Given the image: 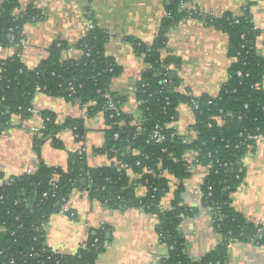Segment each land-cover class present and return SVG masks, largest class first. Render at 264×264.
Returning <instances> with one entry per match:
<instances>
[{
    "label": "trees",
    "instance_id": "trees-1",
    "mask_svg": "<svg viewBox=\"0 0 264 264\" xmlns=\"http://www.w3.org/2000/svg\"><path fill=\"white\" fill-rule=\"evenodd\" d=\"M183 1L187 4L193 0H169L168 15L153 44L128 38L135 51L150 65L135 91L141 110L140 132L132 123L133 116L108 109L110 98L118 107L126 101V97L111 89L113 80L122 74L123 68L106 55L110 34L95 23L76 43L59 41L51 45L49 55L36 68H29L20 54L1 61L0 134L10 125L13 114L23 119L31 117L35 95L45 92L86 107L90 117L105 112L106 141L94 151L127 162L132 172L140 176L131 178L126 169L116 165L91 167L86 152L72 153L68 168L39 159L34 173L9 178L0 173V264H10L11 260L13 264L96 263L108 242L106 224L96 235L91 234L74 254L51 255L47 244L43 226L48 225L51 216L63 210L75 188L89 191L92 199L114 209L134 207L157 214L160 241L169 248V257L162 259L163 264H228L232 243L264 245V230L259 231L262 226L249 221L234 206L232 196L245 178V173L238 169L249 153L248 135H264V54L256 48L258 31L249 9L239 16L227 13L220 18L204 19L208 25L228 34V54L233 61L230 78L218 94H202L196 98L200 104L193 126L197 135L193 142H186L185 135L178 134L173 123L178 119V106L190 104L192 97L177 90L181 80L172 78L174 70L167 69L179 63V58L163 55L170 30L187 17H201L195 10L182 5ZM18 6V0H5L0 6V45L21 49L25 24L35 22L40 12L30 6L17 15L14 10ZM71 49L80 51V56L65 57ZM41 114L44 127L41 135L35 138L37 153L40 154V146L48 136H52L55 146L63 148L64 142L58 134L65 129L73 130L78 135L77 141L86 140L87 129L81 118L68 117L58 123L54 111L44 110ZM157 124L163 127L165 138L154 143L149 140ZM190 150L197 151L198 157L209 166V174L202 184V206L209 208L213 227L222 237L214 250L197 260L186 253V239L180 229L184 218L199 213L197 206L184 202L186 181L191 177L185 155ZM146 166L153 172H145ZM169 176L176 180L173 189ZM144 185L148 192L139 197L136 190ZM209 186L212 187L211 195L208 194ZM170 192V209L161 212L158 204Z\"/></svg>",
    "mask_w": 264,
    "mask_h": 264
},
{
    "label": "crops",
    "instance_id": "crops-1",
    "mask_svg": "<svg viewBox=\"0 0 264 264\" xmlns=\"http://www.w3.org/2000/svg\"><path fill=\"white\" fill-rule=\"evenodd\" d=\"M4 1L0 0V6ZM18 1L14 14L34 6L40 12L39 18L25 24L21 49L0 45V63L20 54L29 68H36L49 55V49L55 42L74 44L87 35L90 30L88 13L91 11L94 23L110 34L106 55L113 57L123 68L122 74L113 80L111 89L126 97L123 111L134 117L133 123L137 121L136 86L150 65L135 51L128 38L153 44L167 16L169 0ZM186 6L201 17H187L170 30L163 55L179 58V63L171 64L170 68L180 78L182 88H189L196 96H215L229 80L233 60L228 54V34L208 25L204 19L220 18L227 13L239 16L249 9L258 31L256 48L264 54V0H193ZM80 54L77 49L69 50L65 57H78ZM33 104L31 117L23 119L13 114L10 125L0 134V173L6 178L29 173L38 165L39 159L68 168L71 154L80 152L83 145L89 166L99 167L112 162L106 153L94 151L106 141L103 131L105 120L100 114L90 117L78 103L41 91L35 95ZM44 110L54 111L58 123H63L68 117L81 118L87 129L86 140L77 141L74 131L65 129L58 134L64 142L63 148L55 146L52 136H48L40 146V154L37 153L34 142L44 127L41 114ZM195 121L191 105L181 103L174 127L183 135L194 134ZM244 163L245 178L233 192V204L249 221L264 228V136L255 142ZM206 176V169L199 168L186 181V201L197 206L199 213L184 218L180 229L186 239V253L194 260L214 250L222 240L213 227L209 208L202 206V184ZM66 207L75 213V217L65 213L51 216L46 230L50 248L65 254L76 253L91 234L96 235L98 229L106 224L109 227V238L106 234L108 242L95 264H163L161 256L165 247L157 230V214L134 207L121 210L105 206L81 188L74 189ZM228 264H264V245L241 241L232 243Z\"/></svg>",
    "mask_w": 264,
    "mask_h": 264
},
{
    "label": "built area",
    "instance_id": "built-area-1",
    "mask_svg": "<svg viewBox=\"0 0 264 264\" xmlns=\"http://www.w3.org/2000/svg\"><path fill=\"white\" fill-rule=\"evenodd\" d=\"M182 5H186V3L183 1L182 2ZM168 15V14H167ZM88 16H89V29L93 28L94 26V21H93V16L91 15V13L89 12L88 13ZM238 21V20H236ZM24 43V40L22 41V44ZM75 49H71V51H73ZM80 52V51H79ZM0 66H1V63H0ZM168 70H171L170 67H167ZM1 70H2V67H1ZM1 72V71H0ZM239 75H242V72H238ZM166 81V80H165ZM177 90L181 93H184V94H187L188 96L192 97V102L190 103L193 111L195 112L196 110L200 109V104L198 102V100H196V98L198 96H196L195 94H193V92L187 88V89H184L182 88V86H179L177 87ZM201 96V95H200ZM139 103V102H138ZM85 109L87 110V108L85 107ZM108 109L111 110L113 109V111H116V113L120 114L121 112H124L123 111V108L122 106L121 107H118L116 102L113 101V99H109L108 100ZM125 113V112H124ZM98 114H100L104 120H105V112H99ZM97 114V115H98ZM127 114V113H125ZM135 114H137L138 116V119L137 121H135L133 124L134 125H137V131H142V126L140 125V117H141V110L140 108L138 107V110L135 112ZM130 116H132L131 114H128ZM113 116V114H111V117ZM96 117V115L94 116ZM107 128V125H106V121H105V129ZM193 131H194V134H186L185 135V141L186 142H193L195 140V137L197 135V131L195 130V128H193ZM179 134V132H177ZM76 137L78 136L77 134H75ZM174 136V134H172ZM262 136V134H249L248 135V139L250 140V142L248 143V151L251 152L254 148V145H255V142L260 139ZM119 135L116 134L115 138H118ZM165 138V133L163 132V127L160 125V124H157L154 129L152 130L151 134H150V140L151 142H154V143H158V142H161L162 140H164ZM80 152H86V147L83 145V147L81 148V151ZM138 153V152H136ZM87 154V152H86ZM110 158V157H109ZM112 159V162L110 164H106V165H116V166H120V168H124L128 171V173L130 174L131 178H136L140 175L132 172L131 168H130V165L127 163V162H123V161H120L118 160L117 157H113L111 158ZM185 160H186V163H187V166H188V170L190 171L191 173V177H193L194 174H196V171L197 169L199 168H204L206 169V175L209 174V166H206L204 164V162L200 159V157H198V152L197 151H194V150H190L189 152H187V154L185 155ZM137 165H140V161H137ZM227 166V163L225 164ZM105 166V165H104ZM38 168V165L35 166L34 168H32L29 173H34ZM240 172L242 173H246V167H245V163H243L239 169H238ZM145 172H153V169L149 166H146L145 167ZM169 178L171 179V188L173 189V185L175 183V178L172 177V176H169ZM189 178V179H190ZM13 179L11 178L10 181H12ZM188 180V179H187ZM208 194L211 195V190H212V187L209 186L208 187ZM148 192V188L146 185L144 186H141L139 187L137 190H136V193L139 197H143L147 194ZM186 192H187V188H186ZM89 193V191H88ZM121 197L119 196V199ZM171 198H172V192L170 193H167L166 196H164V198L160 201V203L158 204V208L161 210V212H165L167 211L168 209H170V201H171ZM187 199V194L185 193L184 194V202L186 204H188V202L186 201ZM190 205V204H188ZM190 206H195V205H190ZM60 213H65V214H68L69 216L71 217H75V213L70 211V209H68L66 206L63 208V210L60 212ZM210 215H211V212H210ZM212 217V215H211ZM212 223H213V218H212ZM47 224L43 226V228L45 229V231L47 230ZM262 230H264L263 227H261V229L259 230L260 232H262ZM160 237V236H159ZM161 244L165 247L164 248V251L162 253V256H161V259H165V258H168L169 257V248L166 244L162 243ZM49 251L51 253V255L53 254H65V253H62V252H59V251H56L52 248H49ZM74 254V253H73ZM13 260L10 261V264H13Z\"/></svg>",
    "mask_w": 264,
    "mask_h": 264
},
{
    "label": "water",
    "instance_id": "water-1",
    "mask_svg": "<svg viewBox=\"0 0 264 264\" xmlns=\"http://www.w3.org/2000/svg\"><path fill=\"white\" fill-rule=\"evenodd\" d=\"M172 78H176V74L175 73H172ZM107 238H109V234H107Z\"/></svg>",
    "mask_w": 264,
    "mask_h": 264
}]
</instances>
